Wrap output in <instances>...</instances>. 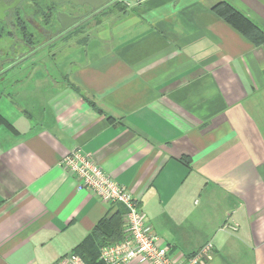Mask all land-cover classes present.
<instances>
[{
	"label": "crops",
	"instance_id": "1",
	"mask_svg": "<svg viewBox=\"0 0 264 264\" xmlns=\"http://www.w3.org/2000/svg\"><path fill=\"white\" fill-rule=\"evenodd\" d=\"M219 4L264 36V0H129L0 77V264L109 242L96 228L121 208L77 191L61 167L76 149L173 258L211 242L202 264H264V40Z\"/></svg>",
	"mask_w": 264,
	"mask_h": 264
},
{
	"label": "built area",
	"instance_id": "2",
	"mask_svg": "<svg viewBox=\"0 0 264 264\" xmlns=\"http://www.w3.org/2000/svg\"><path fill=\"white\" fill-rule=\"evenodd\" d=\"M61 167L76 181L78 192L87 191L102 203L118 205L124 210L122 239L100 249V264H202L212 254L213 245L207 242L192 255L179 260L173 258L170 248L159 243L130 190L108 176L90 154L73 150L61 160ZM227 228L236 230L232 225L223 227ZM58 264L85 263L80 256L71 253L62 257Z\"/></svg>",
	"mask_w": 264,
	"mask_h": 264
},
{
	"label": "flooded vegetation",
	"instance_id": "3",
	"mask_svg": "<svg viewBox=\"0 0 264 264\" xmlns=\"http://www.w3.org/2000/svg\"><path fill=\"white\" fill-rule=\"evenodd\" d=\"M126 2L109 0L93 11L88 5L75 6L66 0H0V42L9 41L7 50L0 46V77L69 38L77 40L86 21ZM73 20L76 23L69 26Z\"/></svg>",
	"mask_w": 264,
	"mask_h": 264
},
{
	"label": "trees",
	"instance_id": "4",
	"mask_svg": "<svg viewBox=\"0 0 264 264\" xmlns=\"http://www.w3.org/2000/svg\"><path fill=\"white\" fill-rule=\"evenodd\" d=\"M115 6L118 7L120 5L116 4ZM215 13L220 17L224 18L233 27L237 28L239 31L243 32L244 34H246L247 31L244 30L242 26H246V28H248L252 32L253 36L255 37V41L264 40V36L259 31L252 28L251 25H249L247 22L243 21L242 17L236 11H234L230 6L226 4H219L217 5V7H215ZM0 124L9 126L1 117H0ZM120 208L121 209L115 208L116 210L110 215L109 219L104 220V222L99 224V226H97L96 228L99 234H102V236H106L105 238L109 240L108 243H105L104 240L102 242H99L98 239L96 238L93 241L88 242V244L96 245L95 248L96 250H92V251L88 250L91 247V245L88 246L89 248L86 246L84 247L81 246V249L87 252V256L89 258L88 257L86 258V256L81 253L82 250L80 249H77V251L73 252V254L80 256L85 264H97L96 260H98L100 249L105 246L113 245L122 239V232H123L122 217L124 214V210L121 206ZM106 230H109L111 232L109 236L106 235L107 234Z\"/></svg>",
	"mask_w": 264,
	"mask_h": 264
},
{
	"label": "water",
	"instance_id": "5",
	"mask_svg": "<svg viewBox=\"0 0 264 264\" xmlns=\"http://www.w3.org/2000/svg\"><path fill=\"white\" fill-rule=\"evenodd\" d=\"M66 1L72 3L75 6L88 5L92 8L93 11H96L101 9V7L104 6L106 3H108L109 0H66ZM131 1L139 2L141 0H131ZM74 23H76V20H73V22H71L69 26L73 25ZM69 26L62 27L61 31L68 28Z\"/></svg>",
	"mask_w": 264,
	"mask_h": 264
},
{
	"label": "rangeland",
	"instance_id": "6",
	"mask_svg": "<svg viewBox=\"0 0 264 264\" xmlns=\"http://www.w3.org/2000/svg\"><path fill=\"white\" fill-rule=\"evenodd\" d=\"M126 3H127V2H126ZM126 3H125V4H126ZM127 5H129V2L127 3ZM96 20H99V22H100L101 24H108V25H110L111 23H113V20H112V18H111V15H110V14H106V15H105L104 17H102L101 19H100V16L97 15V16H95L94 18H91V19H89L88 21H86L85 24L88 23V25L91 26L90 28H92V25L95 24V21H96ZM90 28L87 27L88 30H89ZM8 43H9V41H7V39H2V41L0 42V46H1V48H3L4 50H5V49L7 50V45H8ZM25 70H28V69L26 68Z\"/></svg>",
	"mask_w": 264,
	"mask_h": 264
}]
</instances>
